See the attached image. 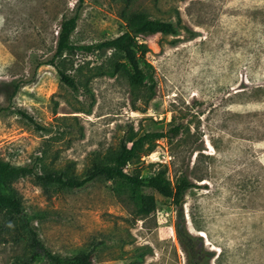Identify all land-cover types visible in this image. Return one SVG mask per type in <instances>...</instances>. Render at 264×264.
Returning <instances> with one entry per match:
<instances>
[{
    "label": "rangeland",
    "instance_id": "1",
    "mask_svg": "<svg viewBox=\"0 0 264 264\" xmlns=\"http://www.w3.org/2000/svg\"><path fill=\"white\" fill-rule=\"evenodd\" d=\"M76 6L0 0V106L7 108L0 159L84 177L129 137L177 127L126 171L146 178L166 170L173 184L185 176L195 187L182 208L151 192L156 208L144 214L129 191L104 178L74 190L46 188L33 176L3 181L4 193L20 196L23 216L0 205V264H30L25 220L61 256L188 264L175 232L181 213L213 252L211 264H264V0H86L71 36L76 46L118 36L129 11L180 24L178 35L144 40L151 66L144 86L115 69L112 52L56 56L61 24ZM59 71L78 88L62 83ZM8 83L19 85L12 102Z\"/></svg>",
    "mask_w": 264,
    "mask_h": 264
},
{
    "label": "trees",
    "instance_id": "2",
    "mask_svg": "<svg viewBox=\"0 0 264 264\" xmlns=\"http://www.w3.org/2000/svg\"><path fill=\"white\" fill-rule=\"evenodd\" d=\"M85 1L77 0L74 15L62 22L57 40L56 56H63L65 53H72L78 49L86 53L112 52L115 69L123 70L130 84L134 86L146 85L151 79L147 68H151V66L146 61L149 48L144 40L158 34L178 35L180 24L151 18L143 11H129L123 14L126 29L118 36L90 45L76 46L71 43V36L77 27L80 9ZM59 74L62 83L73 89L78 88L74 78L63 71H59ZM7 86H13L12 90H8L6 94L7 101L12 102L18 93L19 85L8 83ZM6 109V107L0 106V113ZM19 113L35 123L33 118L26 113L22 111ZM178 134L179 128L174 127L166 133L156 132L131 136L106 160L93 163L84 177L68 174L66 169L40 173L35 166H15L0 159V205L7 207L14 215L23 216L20 196L14 190L9 194L4 193L2 182L33 176L38 183L46 188L54 185L68 190L81 189L91 182L104 178L117 184L119 189L129 191L144 214H150L156 208L155 196L151 192L170 199L175 206L182 208L186 192L195 187V184L187 177L181 176L173 184L166 170H159L146 178L126 171V168L139 160L142 155L151 153L157 140ZM25 226L32 248V255L26 260L27 263H34L37 258L42 257L47 264H94L92 252H81L72 256H61L52 252L40 239L39 233L31 226L30 221L25 220ZM175 232L188 264H211L213 252L206 249L202 237L189 232L183 213L179 215L175 224Z\"/></svg>",
    "mask_w": 264,
    "mask_h": 264
}]
</instances>
